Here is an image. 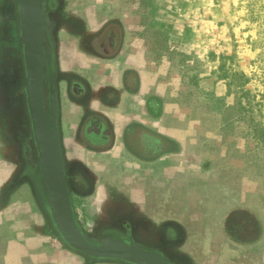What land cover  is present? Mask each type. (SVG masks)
Here are the masks:
<instances>
[{
    "label": "rangeland",
    "instance_id": "rangeland-1",
    "mask_svg": "<svg viewBox=\"0 0 264 264\" xmlns=\"http://www.w3.org/2000/svg\"><path fill=\"white\" fill-rule=\"evenodd\" d=\"M141 2L168 137L121 136L95 184L65 169L77 218L86 230L126 225L183 264H264V0ZM1 33L11 37L6 21ZM22 81L0 43V264H127L90 260L52 231L24 170Z\"/></svg>",
    "mask_w": 264,
    "mask_h": 264
},
{
    "label": "flooded vegetation",
    "instance_id": "flooded-vegetation-1",
    "mask_svg": "<svg viewBox=\"0 0 264 264\" xmlns=\"http://www.w3.org/2000/svg\"><path fill=\"white\" fill-rule=\"evenodd\" d=\"M34 1H36V8L32 7V14L37 20L40 32L41 97L44 117L48 121L50 130L57 132L65 160V169L73 170L77 180L82 181L80 174H84L85 180L95 184L102 178L101 175H104L95 171L98 165L104 164L103 158L108 157L109 162H112L122 154L116 153L119 147L116 148L115 143L120 144V140L119 135L117 138L115 134L110 116L89 107L91 96L87 92V87L95 83L99 64L117 63L118 71H121L117 74L120 81L119 88L122 90L109 86L110 96L123 99L125 97L123 92L131 85L139 89L143 88V78L136 69L125 70L127 66L132 65L131 61L126 60L124 54L127 53L129 40L133 35L128 23L130 14L133 15V12L129 11L130 9L117 10L115 4L120 0ZM0 21H6V29L11 32L9 39H4L1 33L0 43L19 56L23 71V81L18 92L22 94L21 98L24 100L27 114L28 136L23 142L21 152L24 158V170L47 216L38 168V153L25 90L27 68L21 43L23 27L18 0H0ZM160 89L164 88L160 85ZM153 99H156L157 110L165 115L167 106L163 101L166 97L162 101L157 96L156 98L151 96L147 105L151 104ZM126 128L119 126L122 136ZM162 137L168 136L162 135ZM170 141L175 144L173 140ZM124 148L125 145L120 146L122 151ZM29 152L30 155L27 156ZM75 197L76 195L71 192L72 205L77 218ZM133 209L144 215L145 219L149 218L147 208L135 206ZM77 222L83 233L92 241L102 235L112 234L124 240L136 241L159 249L171 261L183 264L169 257L159 246L133 239L126 225L109 224L98 231H93L86 230L85 222L81 219L77 218ZM51 229L54 232L52 225Z\"/></svg>",
    "mask_w": 264,
    "mask_h": 264
},
{
    "label": "water",
    "instance_id": "water-1",
    "mask_svg": "<svg viewBox=\"0 0 264 264\" xmlns=\"http://www.w3.org/2000/svg\"><path fill=\"white\" fill-rule=\"evenodd\" d=\"M21 7V43L27 68L25 90L38 153L41 187L47 217L54 232L73 252L90 260L110 259L127 264H179L161 250L136 241L105 234L92 241L78 225L65 172V160L57 132L50 130L44 117L41 97L40 32L32 14L34 0H18Z\"/></svg>",
    "mask_w": 264,
    "mask_h": 264
},
{
    "label": "crops",
    "instance_id": "crops-1",
    "mask_svg": "<svg viewBox=\"0 0 264 264\" xmlns=\"http://www.w3.org/2000/svg\"><path fill=\"white\" fill-rule=\"evenodd\" d=\"M115 6L118 8L117 10L130 9L129 11L133 12L128 20L129 29L133 35L129 40L127 53L124 54L126 60L131 61L132 65L127 66L125 70H129L128 68L136 69L143 78L144 86L141 89L133 85L127 86V90L123 92L125 94L123 99L113 98L108 93L109 86H115L116 90L119 88L120 81L117 74L121 71H118L117 63L99 64L98 77H96L95 83L89 85L93 90L92 94L88 93L91 96L89 107L110 116L117 138L118 135L119 138L122 136L119 132V126L124 129L127 127L125 134L127 133L132 140L135 136L142 137L145 130L158 133V135H165V132L157 127L158 123L163 122L164 115L157 110L156 99L151 100L152 103L147 105L151 96L155 98L157 96L159 100L163 101L165 92L160 89V85L155 81L148 79V75L154 74L157 70V61L156 52L149 48L150 41L147 35V24L145 23V7L142 5L141 0H120ZM142 34H144L143 37ZM120 90L122 88H119ZM116 145L118 146L119 143H115V147Z\"/></svg>",
    "mask_w": 264,
    "mask_h": 264
}]
</instances>
